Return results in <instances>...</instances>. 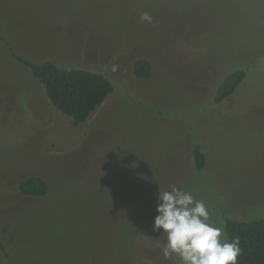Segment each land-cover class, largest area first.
<instances>
[{"label":"rangeland","instance_id":"1","mask_svg":"<svg viewBox=\"0 0 264 264\" xmlns=\"http://www.w3.org/2000/svg\"><path fill=\"white\" fill-rule=\"evenodd\" d=\"M17 55L99 72L113 91L74 125ZM30 176L43 196L18 191ZM171 187L224 236L225 216H264V0H0V264H180L153 231Z\"/></svg>","mask_w":264,"mask_h":264},{"label":"trees","instance_id":"2","mask_svg":"<svg viewBox=\"0 0 264 264\" xmlns=\"http://www.w3.org/2000/svg\"><path fill=\"white\" fill-rule=\"evenodd\" d=\"M16 58L29 67L31 74L43 86L50 103L70 117L74 125L84 123L113 91L111 79L99 72L85 68L59 67L51 61L32 63L19 55ZM151 74L152 65L149 60H134L135 77L148 79ZM245 74V70H237L226 75L218 84L213 101L220 103L233 94ZM191 156L195 170L200 172L205 166L206 158L198 143L192 146ZM18 191L25 196L41 197L46 193L47 185L42 178L30 176L18 183ZM224 222L227 239L240 240L242 251L237 264H264V216L248 221L225 216ZM7 249L0 240V250L6 258L10 252Z\"/></svg>","mask_w":264,"mask_h":264},{"label":"clouds","instance_id":"3","mask_svg":"<svg viewBox=\"0 0 264 264\" xmlns=\"http://www.w3.org/2000/svg\"><path fill=\"white\" fill-rule=\"evenodd\" d=\"M142 21H152L147 13ZM153 231L162 230L161 254L165 260L179 259L180 264H237L241 254L239 238L231 241L222 227L210 223V212L203 200L191 192L171 187L159 189Z\"/></svg>","mask_w":264,"mask_h":264}]
</instances>
